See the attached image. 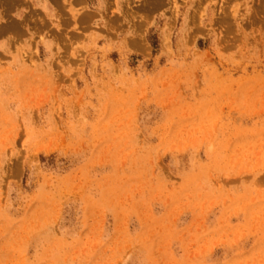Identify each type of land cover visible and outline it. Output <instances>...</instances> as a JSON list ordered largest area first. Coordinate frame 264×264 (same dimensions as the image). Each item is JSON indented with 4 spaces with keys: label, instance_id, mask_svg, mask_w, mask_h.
<instances>
[{
    "label": "rangeland",
    "instance_id": "374dc122",
    "mask_svg": "<svg viewBox=\"0 0 264 264\" xmlns=\"http://www.w3.org/2000/svg\"><path fill=\"white\" fill-rule=\"evenodd\" d=\"M86 1L0 23V264H264V0Z\"/></svg>",
    "mask_w": 264,
    "mask_h": 264
},
{
    "label": "crops",
    "instance_id": "0c3cea01",
    "mask_svg": "<svg viewBox=\"0 0 264 264\" xmlns=\"http://www.w3.org/2000/svg\"><path fill=\"white\" fill-rule=\"evenodd\" d=\"M2 1L3 0H0V13L3 16L1 17L0 23H3L4 20L8 19V13L11 15L13 14L12 16L19 20L24 15H28L29 12H32L33 8L40 9L49 17H56L58 11H60L56 4L51 0H12L11 4L14 7L11 6L10 9L9 6L4 5Z\"/></svg>",
    "mask_w": 264,
    "mask_h": 264
},
{
    "label": "bare ground",
    "instance_id": "6f19581e",
    "mask_svg": "<svg viewBox=\"0 0 264 264\" xmlns=\"http://www.w3.org/2000/svg\"><path fill=\"white\" fill-rule=\"evenodd\" d=\"M61 1V0H60ZM60 1H57V0H52V2L54 3L55 2V4H56V2H60ZM63 1V0H62ZM107 1V0H106ZM161 1V0H160ZM67 5H69L70 6V9L73 11V16H76V19H79L81 22L82 21H85V20H87V19H89L90 18V13H88V12H86L84 9H85V7H86V3H87V1L86 0H67ZM108 3V2H107ZM112 3V2H111ZM64 4V3H63ZM59 5H61V3L60 4H58V6ZM66 4H64V7H67V6H65ZM175 5V4H174ZM13 6V5H12ZM57 6V5H56ZM6 7V6H5ZM14 7V6H13ZM76 7H78V8H76ZM58 8H61V7H58ZM84 8V9H83ZM64 9V8H63ZM83 9V10H82ZM69 13V12H68ZM237 16V15H236ZM25 20H26V18H25ZM78 20V21H79ZM19 24V23H18ZM4 26H5V24H4ZM15 26V28L17 27L16 26V24L14 25ZM7 27V24H6V26L5 27H2L1 26V28H6ZM8 27H10V24H9V26ZM11 29H12V27H11ZM9 30H10V28H9ZM16 30V29H15Z\"/></svg>",
    "mask_w": 264,
    "mask_h": 264
}]
</instances>
